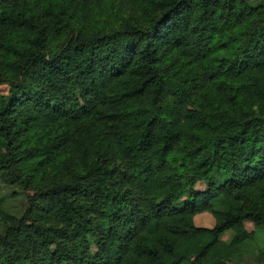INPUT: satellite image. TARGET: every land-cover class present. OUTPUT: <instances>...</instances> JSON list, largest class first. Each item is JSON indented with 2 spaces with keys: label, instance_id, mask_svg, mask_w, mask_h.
Wrapping results in <instances>:
<instances>
[{
  "label": "trees",
  "instance_id": "obj_1",
  "mask_svg": "<svg viewBox=\"0 0 264 264\" xmlns=\"http://www.w3.org/2000/svg\"><path fill=\"white\" fill-rule=\"evenodd\" d=\"M257 1L0 0V264H264Z\"/></svg>",
  "mask_w": 264,
  "mask_h": 264
},
{
  "label": "rangeland",
  "instance_id": "obj_2",
  "mask_svg": "<svg viewBox=\"0 0 264 264\" xmlns=\"http://www.w3.org/2000/svg\"><path fill=\"white\" fill-rule=\"evenodd\" d=\"M264 2V0H258L257 3ZM256 3V2H255ZM8 88L6 86H0V92L6 93ZM0 198L4 200L5 206L8 210H10L12 213L21 216L26 208H27V199L26 194L24 191L19 188L18 186H6L1 180H0ZM196 223L198 226L203 227H213L214 226V219L211 215L207 213H203L199 215L196 219ZM246 226L249 230H254V225L251 222H247ZM2 230L0 229V232ZM258 236H259V242L260 246L264 247V228H259L257 230ZM224 240L230 239V234H224L223 236Z\"/></svg>",
  "mask_w": 264,
  "mask_h": 264
},
{
  "label": "crops",
  "instance_id": "obj_3",
  "mask_svg": "<svg viewBox=\"0 0 264 264\" xmlns=\"http://www.w3.org/2000/svg\"><path fill=\"white\" fill-rule=\"evenodd\" d=\"M227 233H229V234H230V237H231V232H227ZM227 233H226V234H227Z\"/></svg>",
  "mask_w": 264,
  "mask_h": 264
}]
</instances>
